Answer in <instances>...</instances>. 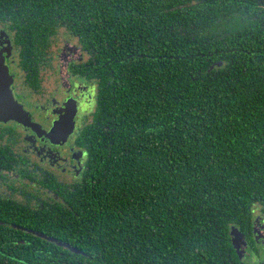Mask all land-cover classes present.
<instances>
[{"label":"trees","instance_id":"obj_1","mask_svg":"<svg viewBox=\"0 0 264 264\" xmlns=\"http://www.w3.org/2000/svg\"><path fill=\"white\" fill-rule=\"evenodd\" d=\"M129 2L11 1L31 20L16 37L24 58L43 54L41 20L60 4L91 13L79 40L100 102L80 135L89 168L78 185L52 201L0 198V264H245L256 247L264 1Z\"/></svg>","mask_w":264,"mask_h":264},{"label":"flooded vegetation","instance_id":"obj_2","mask_svg":"<svg viewBox=\"0 0 264 264\" xmlns=\"http://www.w3.org/2000/svg\"><path fill=\"white\" fill-rule=\"evenodd\" d=\"M11 1L0 0L4 8L0 52L11 74L13 94L36 128L14 119L0 121V198L52 201L62 187L78 185L89 168L88 148L80 135L94 122L100 98L90 54L80 44L79 34L90 30L93 16L76 10L77 4L70 11L60 4V11L41 20L42 30L49 34L40 48L43 54L24 58L26 49L16 37L31 20L13 14ZM133 1L127 4L128 10ZM134 15L131 12L133 20ZM139 17L142 22L148 19L143 12ZM257 220L252 226L256 247L248 242L245 259L254 256L258 264H264V240L257 239L264 231V220Z\"/></svg>","mask_w":264,"mask_h":264},{"label":"water","instance_id":"obj_3","mask_svg":"<svg viewBox=\"0 0 264 264\" xmlns=\"http://www.w3.org/2000/svg\"><path fill=\"white\" fill-rule=\"evenodd\" d=\"M11 83L12 78L9 68L5 63V56L0 52V121L14 119L36 128V124L31 120L28 112L14 96L11 89ZM49 238L61 245L68 246L72 250L78 251L76 247H73L70 244H65V242L53 237Z\"/></svg>","mask_w":264,"mask_h":264},{"label":"rangeland","instance_id":"obj_4","mask_svg":"<svg viewBox=\"0 0 264 264\" xmlns=\"http://www.w3.org/2000/svg\"><path fill=\"white\" fill-rule=\"evenodd\" d=\"M65 54H66V50H65ZM65 56V55H64ZM64 58V57H63ZM247 251V250H246ZM245 251V253H246ZM246 263L245 264H258L257 260L254 258V256H249L245 259Z\"/></svg>","mask_w":264,"mask_h":264}]
</instances>
